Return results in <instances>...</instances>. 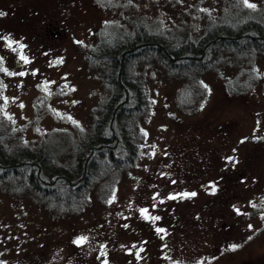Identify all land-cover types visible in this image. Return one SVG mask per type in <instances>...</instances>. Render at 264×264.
<instances>
[{"label": "rangeland", "instance_id": "374dc122", "mask_svg": "<svg viewBox=\"0 0 264 264\" xmlns=\"http://www.w3.org/2000/svg\"><path fill=\"white\" fill-rule=\"evenodd\" d=\"M0 13L5 145L46 143L65 160L110 94L105 65L87 56L101 28L196 39L214 23L263 18L264 0H0ZM257 67L264 78V59ZM136 74L150 105L112 196L52 219L0 191V264H264V79L230 94L207 72L193 110L161 67Z\"/></svg>", "mask_w": 264, "mask_h": 264}, {"label": "trees", "instance_id": "16d2710c", "mask_svg": "<svg viewBox=\"0 0 264 264\" xmlns=\"http://www.w3.org/2000/svg\"><path fill=\"white\" fill-rule=\"evenodd\" d=\"M133 28L127 36L101 28L87 50L90 62L105 65L110 94L96 107L89 129L78 133L67 159L61 160L63 148L51 151L46 143L7 147L0 132L1 192L30 197L52 219L76 215L91 198L108 200L116 177L133 163L135 127L150 105L136 74L140 64L159 66L169 80L182 81L177 104L193 110L200 106L194 105L201 89L197 79L207 72L222 74L230 94L250 93L264 79L257 67L264 59V17L214 23L196 39ZM261 87L264 95V81Z\"/></svg>", "mask_w": 264, "mask_h": 264}, {"label": "snow or ice", "instance_id": "6c2138e0", "mask_svg": "<svg viewBox=\"0 0 264 264\" xmlns=\"http://www.w3.org/2000/svg\"><path fill=\"white\" fill-rule=\"evenodd\" d=\"M244 2L247 3L248 0H244ZM248 7H250V8H254L255 5L249 3V4H248ZM2 15H4V13H0V16H2ZM5 39H6V40H9L10 38L5 37ZM9 46H11V45L9 44ZM0 71H4V69L2 68V66H0ZM20 75H23V73H20ZM193 195H195V194L193 193ZM156 219H158V218H156ZM157 231H160V230L158 229ZM236 247H237L236 245H233V246H232L233 250H234Z\"/></svg>", "mask_w": 264, "mask_h": 264}]
</instances>
